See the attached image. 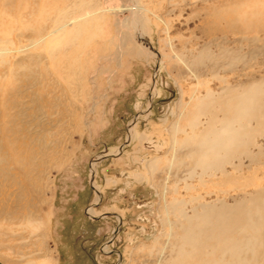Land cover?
Here are the masks:
<instances>
[{
	"label": "rangeland",
	"instance_id": "374dc122",
	"mask_svg": "<svg viewBox=\"0 0 264 264\" xmlns=\"http://www.w3.org/2000/svg\"><path fill=\"white\" fill-rule=\"evenodd\" d=\"M251 84L264 0H0V264H172L195 209L264 197V135L228 185L181 143Z\"/></svg>",
	"mask_w": 264,
	"mask_h": 264
},
{
	"label": "bare ground",
	"instance_id": "6f19581e",
	"mask_svg": "<svg viewBox=\"0 0 264 264\" xmlns=\"http://www.w3.org/2000/svg\"><path fill=\"white\" fill-rule=\"evenodd\" d=\"M48 37L49 35L40 41L45 40L46 43ZM252 84L243 89L240 97L233 96L227 102H215L214 104L220 107L222 117L219 121L215 118L216 116L210 118L205 130L201 133L196 134L194 128L198 124L199 116L210 111L214 101L212 98L200 103L197 111L190 112L186 119L189 129L193 130L191 136L188 135L181 143L193 146L195 152L193 154L196 156L195 166L201 168L203 173L210 169L222 172L218 185L236 184L238 179L234 175H226L222 171V166L229 164V160L236 155L248 156V146L252 139L258 135H264V103L260 102L263 98L261 96L264 95L260 87ZM177 117L178 120L173 129L174 135L178 131L176 129L179 127V121L183 120L181 112ZM251 122L255 124L253 127L250 126ZM131 130L132 128L129 129ZM129 137H131L130 134ZM176 141L178 140L175 136L172 137V146ZM154 166L153 164L150 168L153 169ZM250 199L248 206L245 204L246 208L238 203L233 206L201 205L199 212L195 209L192 217L185 219L187 228L180 239L181 246L177 258L172 264H222L216 260L215 253H220L221 256L228 254L232 257L240 245H246L252 254L261 252L264 259V197ZM97 200L98 197L95 204ZM93 213V208L88 210L91 217ZM249 232L250 237L244 239V242L234 240L236 238L234 234L241 236L243 233L245 236ZM218 258L221 259V257ZM25 264L35 263L26 262ZM229 264L241 263L232 261Z\"/></svg>",
	"mask_w": 264,
	"mask_h": 264
}]
</instances>
